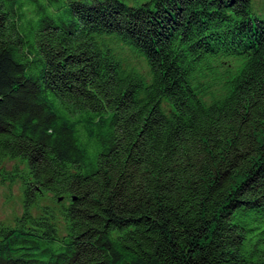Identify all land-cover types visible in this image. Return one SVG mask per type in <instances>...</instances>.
<instances>
[{
  "label": "trees",
  "instance_id": "1",
  "mask_svg": "<svg viewBox=\"0 0 264 264\" xmlns=\"http://www.w3.org/2000/svg\"><path fill=\"white\" fill-rule=\"evenodd\" d=\"M12 175L0 264H264V8L0 0Z\"/></svg>",
  "mask_w": 264,
  "mask_h": 264
},
{
  "label": "rangeland",
  "instance_id": "2",
  "mask_svg": "<svg viewBox=\"0 0 264 264\" xmlns=\"http://www.w3.org/2000/svg\"><path fill=\"white\" fill-rule=\"evenodd\" d=\"M253 3L255 9L263 10L264 0H253ZM131 60L135 64L138 62L134 58H131ZM15 163L8 161L5 167L11 170ZM21 191L22 182L16 175H12L0 183V221L11 222L16 215L21 213ZM44 202H47V200H44Z\"/></svg>",
  "mask_w": 264,
  "mask_h": 264
}]
</instances>
